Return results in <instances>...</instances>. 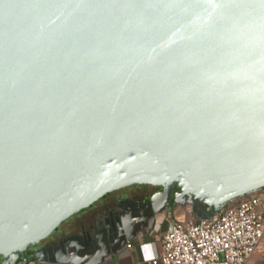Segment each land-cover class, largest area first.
Here are the masks:
<instances>
[{"label":"water","instance_id":"water-1","mask_svg":"<svg viewBox=\"0 0 264 264\" xmlns=\"http://www.w3.org/2000/svg\"><path fill=\"white\" fill-rule=\"evenodd\" d=\"M131 185L160 191L38 247ZM263 189L264 0H0V264H81L58 249L108 231L96 264Z\"/></svg>","mask_w":264,"mask_h":264},{"label":"built area","instance_id":"built-area-1","mask_svg":"<svg viewBox=\"0 0 264 264\" xmlns=\"http://www.w3.org/2000/svg\"><path fill=\"white\" fill-rule=\"evenodd\" d=\"M171 215L161 216L156 224ZM263 234L264 192L260 191L227 204L209 219L190 217L170 223L152 264H249Z\"/></svg>","mask_w":264,"mask_h":264},{"label":"flooded vegetation","instance_id":"flooded-vegetation-1","mask_svg":"<svg viewBox=\"0 0 264 264\" xmlns=\"http://www.w3.org/2000/svg\"><path fill=\"white\" fill-rule=\"evenodd\" d=\"M159 191V187L131 185L108 193L93 203L90 207L71 216L67 221L62 222L58 229L51 236L42 241L38 247L45 246L48 248L49 246H57L58 248L60 243L62 246L66 247L64 240L75 235H80L82 228L87 231L91 224L96 225L102 220H108L109 216L114 214L120 206H126L128 211H131L135 209L133 208L134 205H141L148 202ZM174 192L175 188L172 193ZM170 205H173L172 201L170 202ZM200 207L204 208L203 205H200ZM109 234L108 231H103L100 232L97 239H84V241L78 240L77 242L73 241L79 248H81L82 252L70 257V255H68L69 253L58 249L59 256L66 257L73 262L91 264L103 255L104 246L110 237ZM84 250L86 252H84Z\"/></svg>","mask_w":264,"mask_h":264},{"label":"crops","instance_id":"crops-1","mask_svg":"<svg viewBox=\"0 0 264 264\" xmlns=\"http://www.w3.org/2000/svg\"><path fill=\"white\" fill-rule=\"evenodd\" d=\"M168 212L172 213L169 220H164V222L162 221L161 225L156 223L153 224V221L150 220L148 227H153V231L139 232L136 236L128 239L127 243L122 245L119 249H115L113 254L107 257L104 261L98 262L96 264H152V261L156 259L160 251L161 235L168 230L170 223L186 220L192 217L186 208L183 209L180 207H174L170 211L163 213V215L167 214ZM127 244H130V246L127 247ZM17 264L20 263L17 262ZM28 264L60 263H34L28 260ZM249 264H264V234L260 244L252 254Z\"/></svg>","mask_w":264,"mask_h":264},{"label":"rangeland","instance_id":"rangeland-1","mask_svg":"<svg viewBox=\"0 0 264 264\" xmlns=\"http://www.w3.org/2000/svg\"><path fill=\"white\" fill-rule=\"evenodd\" d=\"M261 191H264V189H263V190H261Z\"/></svg>","mask_w":264,"mask_h":264}]
</instances>
